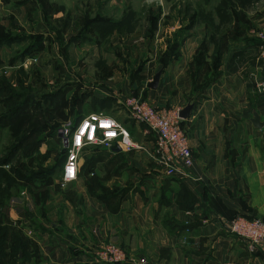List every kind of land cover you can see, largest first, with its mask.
<instances>
[{
  "label": "crops",
  "instance_id": "obj_1",
  "mask_svg": "<svg viewBox=\"0 0 264 264\" xmlns=\"http://www.w3.org/2000/svg\"><path fill=\"white\" fill-rule=\"evenodd\" d=\"M222 1L0 0V76L27 44H8V31L37 36L35 56L43 72L53 68L60 79L81 85L76 92L92 100V112L115 119L145 149L86 152L79 161L86 169L46 202L39 219L52 232L30 235L37 252L26 263L106 264L95 251L111 244L145 264H264L261 249H250L226 229L237 216L264 220V90L258 87L264 82V52L263 46L254 49L244 42L264 33V18L252 19V7L244 8L242 28L233 18L228 29L217 30ZM128 14L127 25L110 33L100 27ZM213 36L221 44L220 75L197 95L194 57L206 45L209 61ZM82 51L95 59H80ZM236 52L240 57L233 56ZM159 70L157 87L149 89ZM129 96L178 112L193 105L189 118L180 121L193 156L185 176L168 177L155 163L153 134L145 126L127 116L118 120L126 115L121 102ZM3 109L0 105V113ZM253 111L261 129L249 122ZM6 131L0 129V135ZM96 184L118 191L102 200L93 193L100 194ZM20 204L4 211L9 219L24 218L31 204Z\"/></svg>",
  "mask_w": 264,
  "mask_h": 264
},
{
  "label": "rangeland",
  "instance_id": "obj_2",
  "mask_svg": "<svg viewBox=\"0 0 264 264\" xmlns=\"http://www.w3.org/2000/svg\"><path fill=\"white\" fill-rule=\"evenodd\" d=\"M248 8L253 9L252 19L260 18V15L264 18V0H255ZM258 24L254 22V25ZM222 28L228 29V25L223 24ZM8 32L10 35L25 37L19 29L12 28ZM34 40L31 39L27 42L28 44L13 54L12 65L5 69L8 70V76L2 77L6 78L2 81V87L7 91L0 92V101L6 99L8 101L6 108L5 105H1L4 108L3 111L12 109L17 103V97L30 96L34 98L33 101L39 107L43 119L37 124H32L24 118L16 128H8L0 135V202L2 203L0 206V264H28L26 258L35 256L34 253L37 252L30 238L32 233L50 234L52 232L48 222H41L39 218L46 212L48 205L45 206L46 202L51 197H55V194L65 191L67 187L63 188L57 183L65 155L59 131L66 123L74 124L94 111L93 102L87 99L86 93L80 90L76 92L81 85L70 84L64 80L65 78L60 79L61 74L59 73V76L52 66L51 71L53 70L54 73L51 75L54 76H50L51 71L49 74L43 72L44 68L41 64L26 62L24 65L25 59L31 61L36 59L35 53L25 57L24 54L22 55L27 45L35 43ZM257 40L264 43V39L260 37ZM262 51L264 52V45ZM78 56L82 60L95 59L85 51ZM206 62L210 71L212 60L209 59ZM201 70L200 75L203 76V68ZM13 96L15 99L12 100L10 97ZM126 116L122 113L118 120L127 121ZM34 127L40 130L21 142V139ZM91 149L93 148H86L82 152L81 163L85 153ZM7 155L8 165H2L1 162ZM115 191L118 190L116 188L111 190V192ZM105 195L103 193V196ZM20 200L29 201L32 208L28 206L29 210L25 211L22 220L9 219L5 214L8 206L23 207ZM10 202L13 203L10 204ZM36 214L37 217H35Z\"/></svg>",
  "mask_w": 264,
  "mask_h": 264
},
{
  "label": "built area",
  "instance_id": "obj_3",
  "mask_svg": "<svg viewBox=\"0 0 264 264\" xmlns=\"http://www.w3.org/2000/svg\"><path fill=\"white\" fill-rule=\"evenodd\" d=\"M264 39V33L260 34ZM37 63L36 59L24 61ZM3 70L1 75L7 76ZM258 87L263 90L264 82ZM121 105L127 117L145 126L153 134L151 155L166 176H185L193 165V156L188 138L180 126L178 111L159 109L149 102L135 96L122 100ZM65 152L58 185L66 187L76 181L79 173V161L86 148L99 147L108 151L120 148L128 154L143 151L144 147L132 139L131 133L123 128L115 119L103 111L89 113L77 123H66L59 131ZM227 231L249 243L250 249H261L264 252V220L255 217L237 216L226 227ZM95 257L106 264L129 263L145 264L144 259H128L122 249L111 244H102L95 251Z\"/></svg>",
  "mask_w": 264,
  "mask_h": 264
},
{
  "label": "trees",
  "instance_id": "obj_4",
  "mask_svg": "<svg viewBox=\"0 0 264 264\" xmlns=\"http://www.w3.org/2000/svg\"><path fill=\"white\" fill-rule=\"evenodd\" d=\"M223 1H222V5L219 7V10H218V16L220 17V26H217L216 29L219 30V28L223 27V24L227 25L228 23H231L233 21V18L236 19V22H237L236 26L238 29H240L239 27L243 26L241 24V20H243V19L240 17L242 14V10L244 8H248L255 0H234V2H230V3H227L229 0H223ZM229 6L231 8L230 14L227 11ZM237 8H239V9L237 10ZM129 19H130V15L128 14L124 18H122V20L119 21L118 23H112L109 21L102 22L100 27L102 28V30L104 32L110 33L113 31V29L119 27L120 24H122L124 26L127 25V23L129 22L128 21ZM31 39H35L34 40L35 43H33V45H27V47L24 49V51L22 53V55L24 54L23 55L24 57L29 55V54L32 55V54L36 53L37 48L39 46L38 37L37 36H26V35H25V37H22V36L17 37L14 35H10V32H8V44H11L14 42H22V41L28 42ZM208 42L214 46V52L210 58L212 60L210 71H208L207 62H206V48H207L206 45L202 46V48L196 53V55L194 57L193 66H192V70H193L192 92L194 94H197V95L201 94L202 91L220 75V71H219L220 59H221L220 41L215 36H213ZM244 42L247 45H251L254 49H257L259 46L264 45L263 42L258 41L257 39H247ZM229 48H230V45H229ZM240 55H241V53L236 52V53H234L233 56L236 58V57H240ZM13 59H12V62H13ZM202 68H203V76L200 75ZM2 77L3 76L1 75L0 76V92H6L7 89L2 87L3 86L2 81H5L6 78L4 79ZM10 98L13 100V99H15V96L10 97ZM17 98H18L16 101L17 103L15 104L14 107H12V109H10V110L7 109V110H4L2 113H0V129H7L8 130V128H16L18 126V124L21 122V120L24 118H26L28 120V122L32 123V124H37L38 122H40L39 120L43 119L42 113L39 110V107L33 101V99H34L33 97L20 96ZM0 105H2V106L5 105V108H6L8 106L7 99L4 101H0ZM77 122H75V123H77ZM38 130H40V129L37 127L31 128L28 135H26L25 137H23L21 139V142H23L24 139H28V137H31L34 133H37ZM16 148L17 147H15V149ZM64 160H65V155L63 156V162L60 166V171H61L62 165L64 163ZM1 163H2V165H8V155L6 158H4L2 160ZM82 166L83 167L79 168L78 177H79L81 169L82 170H83V168L86 169L87 164L84 163V165H82ZM96 187H97L98 191L100 192V194L96 195L95 192H93V193L99 199L106 200V199L111 198L115 194L114 192H111L110 190L105 189L98 184H96ZM103 193L106 195L103 196ZM1 205H2V203L0 202V206ZM28 259H29V257L26 258V261Z\"/></svg>",
  "mask_w": 264,
  "mask_h": 264
},
{
  "label": "water",
  "instance_id": "obj_5",
  "mask_svg": "<svg viewBox=\"0 0 264 264\" xmlns=\"http://www.w3.org/2000/svg\"><path fill=\"white\" fill-rule=\"evenodd\" d=\"M161 73H162V70H159L153 75L151 82L147 85L149 89H155L157 87ZM263 90H264V87H263ZM192 108H193L192 104L190 103L187 104L181 111H179L178 117L181 120H185L189 118ZM249 122L254 128L261 129L263 127V123L260 121V117L256 114L255 111L252 112ZM59 137L62 138L63 141L66 140V138H64L61 134H59ZM114 150L120 151V148L117 147Z\"/></svg>",
  "mask_w": 264,
  "mask_h": 264
}]
</instances>
